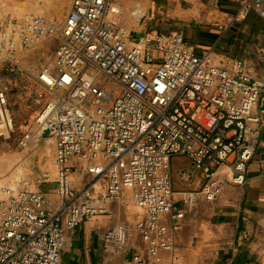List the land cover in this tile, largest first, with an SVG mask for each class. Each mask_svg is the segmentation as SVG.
<instances>
[{
  "label": "built area",
  "instance_id": "1",
  "mask_svg": "<svg viewBox=\"0 0 264 264\" xmlns=\"http://www.w3.org/2000/svg\"><path fill=\"white\" fill-rule=\"evenodd\" d=\"M112 0H73L64 21L13 9L0 16V138L13 141L21 101L37 107L22 144L42 131L54 132L55 172L38 178L55 183L63 207H48L43 192L0 180V264H64L61 251L73 245L66 227L77 229L104 207L134 189L145 217L119 223L104 235V250L118 254L141 233L147 255L136 264H155L160 249H173L182 219L197 193L176 207L170 166L174 156L194 160L206 182L205 203L219 201L228 185L238 187L262 135L264 81L253 64L217 63L210 50L198 51L182 33L133 36L123 26L126 8ZM242 22L264 0H232ZM88 179L76 191L73 175ZM168 212L173 224L161 223ZM198 245L195 238L192 246Z\"/></svg>",
  "mask_w": 264,
  "mask_h": 264
},
{
  "label": "crops",
  "instance_id": "2",
  "mask_svg": "<svg viewBox=\"0 0 264 264\" xmlns=\"http://www.w3.org/2000/svg\"><path fill=\"white\" fill-rule=\"evenodd\" d=\"M111 3L126 8L120 19L131 35L182 33L198 51H212L220 65L232 67L240 59L253 64L257 76L264 81V6L253 10L242 22H230L228 17L238 11L232 0H112ZM35 5L37 11L31 12ZM72 5L73 0H0V16L20 9L64 21ZM136 5L140 8L134 16L129 7ZM260 105L264 106V92ZM262 117V135L248 164L245 183L225 187L216 203H205L201 199L199 192L206 178L194 160L182 155L172 158L170 172L176 207L183 206L186 193H197L199 202L185 217L176 219L180 228L175 235L174 248L160 249L155 264H264V115ZM40 139L44 138L39 137L34 144ZM33 163L25 149H0L1 184L13 181L18 187L31 189L28 178L35 176L38 183L45 171L55 172L51 163L46 167L42 162ZM79 182L74 173L72 185L77 186ZM38 184L35 190L46 195L48 207L59 208L68 203L57 194L55 183ZM92 202L104 207L106 212L88 216L77 231L67 229V216L63 215L66 238L73 242L61 251L64 264H136L134 255H147L148 242L137 230L120 253L104 250V235L108 229L119 223L134 226L145 217L144 209L134 198V189L124 188L117 200H106L102 193ZM172 215L165 214L161 223L171 228ZM195 238L198 245L194 248Z\"/></svg>",
  "mask_w": 264,
  "mask_h": 264
},
{
  "label": "rangeland",
  "instance_id": "3",
  "mask_svg": "<svg viewBox=\"0 0 264 264\" xmlns=\"http://www.w3.org/2000/svg\"><path fill=\"white\" fill-rule=\"evenodd\" d=\"M37 6L35 5L34 9L31 10V12L37 11ZM46 7V6H45ZM44 9V6H43ZM20 106V119L16 122L15 126V133H14V140L13 141H4L0 138V149H6V150H12V151H21L22 149H25L26 152H28L32 158V161L34 162L33 165H38V163L42 162L44 167L49 165L50 163L54 165V152H55V139L51 137H46L44 139H40V141L37 144L29 143V145L24 146L22 142L25 139L26 134L31 130L34 118L36 114L39 113V109L37 107H30L27 105L25 98L21 101ZM52 168V169H53ZM55 169H53L54 171ZM51 171V170H50ZM88 176H85V180L83 179L81 182L75 186L73 185L74 189L76 191H79L83 188L85 183L88 180ZM35 176L28 178V187L31 189H36V187H39V184L36 182ZM0 180L1 177H0ZM8 183V182H3ZM2 183V184H3ZM11 183V181H10ZM12 183H14L12 181Z\"/></svg>",
  "mask_w": 264,
  "mask_h": 264
},
{
  "label": "water",
  "instance_id": "4",
  "mask_svg": "<svg viewBox=\"0 0 264 264\" xmlns=\"http://www.w3.org/2000/svg\"><path fill=\"white\" fill-rule=\"evenodd\" d=\"M139 8H140V5H138V6L136 5L134 7H129V9H131V12L134 16L136 15V12ZM54 135L55 134L51 128H47L44 131H42V133H41V137H43V138H46V137L54 138Z\"/></svg>",
  "mask_w": 264,
  "mask_h": 264
},
{
  "label": "trees",
  "instance_id": "5",
  "mask_svg": "<svg viewBox=\"0 0 264 264\" xmlns=\"http://www.w3.org/2000/svg\"><path fill=\"white\" fill-rule=\"evenodd\" d=\"M255 9H262V8H257V7H255L253 10H255ZM253 10H252V11H253Z\"/></svg>",
  "mask_w": 264,
  "mask_h": 264
},
{
  "label": "bare ground",
  "instance_id": "6",
  "mask_svg": "<svg viewBox=\"0 0 264 264\" xmlns=\"http://www.w3.org/2000/svg\"><path fill=\"white\" fill-rule=\"evenodd\" d=\"M55 171H56V168L54 167Z\"/></svg>",
  "mask_w": 264,
  "mask_h": 264
}]
</instances>
